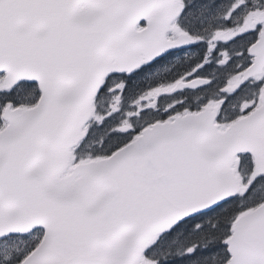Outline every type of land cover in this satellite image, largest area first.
<instances>
[{
    "label": "snow or ice",
    "instance_id": "obj_1",
    "mask_svg": "<svg viewBox=\"0 0 264 264\" xmlns=\"http://www.w3.org/2000/svg\"><path fill=\"white\" fill-rule=\"evenodd\" d=\"M0 264H264V0H0Z\"/></svg>",
    "mask_w": 264,
    "mask_h": 264
}]
</instances>
